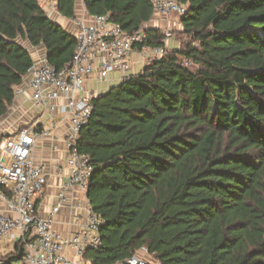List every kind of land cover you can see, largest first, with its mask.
Here are the masks:
<instances>
[{
    "label": "trees",
    "instance_id": "1",
    "mask_svg": "<svg viewBox=\"0 0 264 264\" xmlns=\"http://www.w3.org/2000/svg\"><path fill=\"white\" fill-rule=\"evenodd\" d=\"M56 1L75 15L77 0ZM84 1L144 31L140 49L163 45L164 31L145 28L153 0ZM177 1L180 47L94 97L81 130L87 196L104 221L85 258L120 264L145 246L159 264H264V0ZM36 46L60 69L76 38L40 0H0V118Z\"/></svg>",
    "mask_w": 264,
    "mask_h": 264
},
{
    "label": "built area",
    "instance_id": "2",
    "mask_svg": "<svg viewBox=\"0 0 264 264\" xmlns=\"http://www.w3.org/2000/svg\"><path fill=\"white\" fill-rule=\"evenodd\" d=\"M153 4L154 14L166 19L186 12V5L177 0H153ZM74 21L76 50L66 67L58 69L49 64L45 55L34 61L15 88V98L31 89V99L37 105L46 106L49 113L58 112L61 120L69 123L64 138L68 174L57 188V201L45 214L37 211L36 202L49 185L48 174L45 166L35 163V147L39 140L52 138L57 120L52 117L44 125L36 118L10 134L0 133V237L19 240L24 247L22 258L10 264H93L85 258L86 252L101 244L100 227L104 221L94 212L87 196L94 165L77 145L81 130L93 115L96 97L87 88V81L107 82L113 73L119 75L120 81L130 78L134 74L131 55L139 43L146 42V34L142 30L125 32L108 14L85 12ZM164 34L163 45L153 46L152 53L145 54V67L170 50L174 31L169 27ZM147 46L140 51L146 53ZM5 119L0 118V131ZM56 164V171L62 173L63 161ZM1 204L6 213H2ZM66 206L83 220L68 235L53 228L57 215ZM125 260L127 264H159L145 246Z\"/></svg>",
    "mask_w": 264,
    "mask_h": 264
},
{
    "label": "crops",
    "instance_id": "3",
    "mask_svg": "<svg viewBox=\"0 0 264 264\" xmlns=\"http://www.w3.org/2000/svg\"><path fill=\"white\" fill-rule=\"evenodd\" d=\"M41 2L43 7L46 9L47 13H49L50 17L55 19L61 26L66 29L69 33L74 34L75 30V18L81 17L85 12L89 11L84 6V0H77L75 15L71 18L63 17L59 14L57 9V1L56 0H42ZM175 25L169 21V19L162 18L157 14L154 15L152 20H150L145 28H158L162 31H165L166 28ZM182 27L181 23H178V28ZM173 44L176 47L179 46V42L174 38ZM171 42V41H170ZM169 42V45H170ZM136 50L131 55L132 60V73L136 74L142 71L145 67V54L148 56L152 53L153 46H147L146 53L140 51V47L136 46ZM170 48V46H169ZM31 51L34 55L35 60H39L40 58L47 56L46 50L42 46H36L31 48ZM137 65V68L133 70V66ZM115 76L110 77V80L107 81L110 83L109 87L116 86L119 84L120 77L117 73H113ZM99 83L95 80L87 81V88L93 91L97 96L103 94L108 88L103 89L99 88ZM31 89H26L23 94L18 95V97H14V103L9 107L8 112L3 115L5 117V121L1 127L0 133L3 135L10 134L15 128L21 125H27L33 122L36 118H40L41 122L44 125H48L49 121L52 117H54L55 121L57 120L58 124L54 130V135L52 138H45L38 141L35 147V163L39 165H43L46 168L48 174L49 185L45 192L38 197L36 202V209L42 214H45L49 209L54 205L57 201L56 191L61 183V180L64 176L68 174V167L65 164V158L67 156V151L64 145V138L66 133L68 132L69 123L67 121H62L61 116L58 112L49 113L44 105H37L34 100L31 99ZM63 161V172L58 173L56 171L57 162ZM71 195V194H70ZM74 198L73 196H71ZM2 213H6V208L4 204H1ZM76 213L73 210H70L69 206H66L61 209L59 214L56 217L54 230H59L65 235L71 234L72 231L77 230L83 223V220L80 221L76 217ZM23 245L19 240H13L10 238L0 237V264H10L16 261H9V258L18 254L21 251Z\"/></svg>",
    "mask_w": 264,
    "mask_h": 264
},
{
    "label": "rangeland",
    "instance_id": "4",
    "mask_svg": "<svg viewBox=\"0 0 264 264\" xmlns=\"http://www.w3.org/2000/svg\"><path fill=\"white\" fill-rule=\"evenodd\" d=\"M40 2H43L44 3V1H42V0H40ZM179 17L180 16H178V15H172L170 18H169V21L170 22H172V23H175V25H172V26H170L172 29H173V31H174V37H176V39H180V37H182L183 38V36L181 35V34H179V28H178V22H179ZM181 29V28H180ZM172 39H174V38H172ZM170 40L171 42H170V49H174V48H176V46H174V44H173V40ZM135 68H137V65H134L133 66V70H135ZM112 76H115V74H112ZM99 88L101 87V88H103V89H106V88H108L109 87V85H110V83H108V82H99ZM110 88V87H109ZM108 88V89H109ZM147 257L150 259L151 257L150 256H148L147 255Z\"/></svg>",
    "mask_w": 264,
    "mask_h": 264
},
{
    "label": "water",
    "instance_id": "5",
    "mask_svg": "<svg viewBox=\"0 0 264 264\" xmlns=\"http://www.w3.org/2000/svg\"><path fill=\"white\" fill-rule=\"evenodd\" d=\"M123 264H127V261H126V260H124V261H123Z\"/></svg>",
    "mask_w": 264,
    "mask_h": 264
}]
</instances>
